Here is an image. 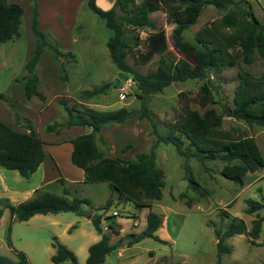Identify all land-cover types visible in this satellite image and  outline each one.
<instances>
[{"label":"rangeland","instance_id":"374dc122","mask_svg":"<svg viewBox=\"0 0 264 264\" xmlns=\"http://www.w3.org/2000/svg\"><path fill=\"white\" fill-rule=\"evenodd\" d=\"M23 8L20 34L11 39L0 40V119L19 130H27L26 118L17 123L15 111L32 120L34 131L46 140L47 156L28 177L15 169L0 166V207L5 200L16 203L45 190L64 194L87 196L89 203H81L83 214L71 210L34 213L28 219L20 220L3 207L0 216V253L15 258V250L23 251L30 264H51L55 252L53 235L63 242L85 263L88 246L100 238L91 214L95 207L105 201L111 190L106 180L85 181L81 167L71 162L72 144L69 139L82 133L81 125L65 127L59 131H46L45 126L54 120H64L67 112L63 101L81 110L93 107L99 110L115 109L122 105L139 109V90L128 85L122 72L112 61L107 40L113 31L88 5V0H14ZM139 1V0H138ZM238 1V0H236ZM241 5L250 4L253 14L264 21V0H240ZM101 8L113 6L114 0H95ZM36 3L40 28L47 38L58 44L64 56H56L49 47L41 52L35 65L39 77L38 88L44 98L24 95V79L29 71L25 63L35 46V35L31 27L33 7ZM225 9L205 5L195 23L183 31L185 39L196 42L195 34L201 26L219 21ZM117 12L119 10L117 9ZM151 16L158 28L165 30L167 50L155 53L149 60L139 56L145 50V38L150 27L135 29L139 42L131 45L126 59L142 73L154 69L161 59L193 58L173 45L171 31L173 22L167 21L164 9L154 11ZM224 29V28H223ZM224 30L228 31L229 28ZM71 51L72 54L67 53ZM239 69H247L254 75L264 72V58L255 54L251 63L239 60L221 71H209L214 82L216 103H210L217 112L233 105V93L240 76ZM118 83V79H120ZM132 79V78H131ZM114 81L106 92L84 96L83 89L92 88L104 81ZM203 79L188 78L173 81L162 91L148 97V113L151 118L133 115L121 122H108L101 126L97 143L105 155L119 154L125 158L135 157L136 152L150 149L169 128L177 123L186 106L203 111L199 102ZM122 87H124L122 89ZM74 107V108H75ZM73 115L77 110H72ZM221 128L234 127L238 132L254 135L264 155V125L248 124L244 119L224 115ZM85 130L89 128H84ZM84 130V131H85ZM48 140V141H47ZM184 145L187 138L183 136ZM126 146L125 150L123 148ZM156 163L164 171L162 197L137 206L113 191V202L102 213L103 230L108 232L109 241L116 246L100 264H154L155 262H176L177 264H217L216 230L223 232L232 221V215L243 219L247 229L255 218H262L259 236L251 240L246 232L237 233L225 239L232 245L231 252L220 255L222 264H264V206L247 212L248 198L264 203V165L254 171H247L242 181L233 180L221 174L223 162L219 159L198 160L194 156L180 154L172 142L158 141L155 149ZM192 173L196 187L189 183L187 174ZM60 177L65 180L61 181ZM80 179V180H79ZM66 187L69 192L65 193ZM184 193V194H183ZM158 212L162 221L155 229L162 241L152 236L136 239L146 224V214ZM114 222L112 226L109 222ZM136 239V240H135ZM57 264H72L65 260Z\"/></svg>","mask_w":264,"mask_h":264},{"label":"trees","instance_id":"16d2710c","mask_svg":"<svg viewBox=\"0 0 264 264\" xmlns=\"http://www.w3.org/2000/svg\"><path fill=\"white\" fill-rule=\"evenodd\" d=\"M240 0H114L109 8L99 7L95 0H88V5L113 33L107 40V47L112 61L122 72L131 74L132 86L139 90L141 107L128 108L122 105L115 109L99 110L86 106L82 110L74 105H67L60 101L67 112L64 120H54L47 123L46 131H59L72 124L89 126L90 130L71 137V162L83 170V180H106L111 190L106 201L95 207L91 214L92 223L100 233V238L88 246V255L84 264H100L105 256L117 245L109 241V234L103 230L101 223L102 213L98 209L106 210L113 202V191L133 201L137 206L148 204L149 201L162 197L164 185V171L156 163V146L158 141L172 142L177 151L186 156H194L200 161L219 159L223 162L220 169L227 178L242 181L247 171H254L264 165V155L252 134L238 132L234 127L221 128L223 116L229 115L244 119L248 124L264 125V72L252 74L247 69H239L240 80L234 89L233 105L225 106L222 112H217L210 103H216L214 82L209 71H221L232 66L239 60L251 63L255 54L264 58V21L255 15L250 18L252 8L250 4H240ZM205 5H213L225 9L219 21L205 23L196 32V42L187 40L183 31L195 23ZM117 9L119 12H117ZM164 9L167 12V21L173 22L171 31L173 45L182 52L190 55L193 61L185 57L161 59L158 65L146 73L134 68L126 59L131 45L139 42L135 29L150 27L152 30L145 38V50L139 56L143 61L149 60L155 53H164L167 50L165 30L156 26L151 16L154 11ZM22 6L14 0H0V40L5 41L20 34ZM253 13V12H252ZM31 27L36 41L25 68L29 74L25 76L23 91L26 98L37 95L44 98L39 90V77L34 68L39 56L45 47L52 49L54 55L64 56L58 44L50 41L40 28L36 3L33 7ZM229 28L228 31L224 30ZM67 53H71L68 51ZM188 78L203 79L200 84L201 95L199 103L205 106L203 111L188 107L181 111L176 124L169 128L165 135L158 134V139L148 150L136 152L135 157L125 158L119 154L105 155L97 143V136L104 141L99 133L103 124L121 122L133 115L150 117L148 113V95L162 91L173 81H184ZM118 79V83L120 80ZM114 81H104L92 88L83 89V95L88 97L96 93L106 92L111 86L118 84ZM2 94L0 93V98ZM75 107V108H74ZM77 110V114L72 110ZM15 120L26 118L27 130H19L0 119V166L15 169L22 176L28 177L43 161L46 141L33 128L32 120L15 111ZM183 136L187 138L184 145ZM127 145L123 148L125 150ZM190 185L194 188L198 184L191 172L187 174ZM63 181V178L60 177ZM65 193L69 190L64 187ZM184 194V193H183ZM89 203L87 196L73 195L71 199L64 194L52 191H42L33 197L16 203L5 200L3 207H7L11 215L18 219H28L34 213L58 212L71 210L83 214L81 203ZM247 212H253L264 206V203L252 198L246 200ZM0 207V216L3 212ZM230 224L221 232L216 230L218 263L220 255L231 252L232 245L225 242L227 237L246 232L251 240L259 236L262 218H255L250 229H247L243 219L232 215ZM161 215L153 210L146 214V224L141 234L136 238L147 235L162 241L154 231L161 224ZM112 226L114 222H109ZM135 239V240H136ZM52 245L55 252L51 255V264L70 260L72 264H81L75 253L53 235ZM15 258L0 253V264H30L26 254L15 250ZM154 264H177L176 262H155Z\"/></svg>","mask_w":264,"mask_h":264},{"label":"crops","instance_id":"0c3cea01","mask_svg":"<svg viewBox=\"0 0 264 264\" xmlns=\"http://www.w3.org/2000/svg\"><path fill=\"white\" fill-rule=\"evenodd\" d=\"M73 125L79 126V125H81V124H72V125H70V126H68V127H65V128L70 129ZM81 126L83 127V128L81 129V131H83V132H87V131L90 130L89 126H86V125H81ZM85 127H86V128H89V129L85 130V129H84ZM84 130H85V131H84ZM72 137H73V136H72ZM45 141H46V140H45ZM47 141H48V140H47ZM71 148H72V147H71ZM46 156H47V152H46V154H45V157H44L43 161L45 160ZM43 161H42L41 163H43ZM41 163H40V164H41ZM40 164H39V165H40ZM62 178H63V181H64L65 178H64V177H62ZM80 179H83V174L81 175ZM80 179H79V180H80ZM34 195H35V194H34ZM34 195H33V196H34ZM33 196H31V197H33ZM31 197H30V198H31ZM27 199H28V198H27Z\"/></svg>","mask_w":264,"mask_h":264},{"label":"built area","instance_id":"2783aa9c","mask_svg":"<svg viewBox=\"0 0 264 264\" xmlns=\"http://www.w3.org/2000/svg\"><path fill=\"white\" fill-rule=\"evenodd\" d=\"M125 81L128 83V85L132 82V79H131V77H128V78H126L125 79ZM124 87H122V89H123Z\"/></svg>","mask_w":264,"mask_h":264},{"label":"water","instance_id":"95a60500","mask_svg":"<svg viewBox=\"0 0 264 264\" xmlns=\"http://www.w3.org/2000/svg\"><path fill=\"white\" fill-rule=\"evenodd\" d=\"M249 15H250V18L253 20L254 19V14L251 12Z\"/></svg>","mask_w":264,"mask_h":264}]
</instances>
